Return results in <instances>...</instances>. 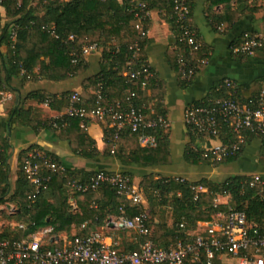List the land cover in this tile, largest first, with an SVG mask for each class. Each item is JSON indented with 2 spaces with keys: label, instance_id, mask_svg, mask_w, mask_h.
Masks as SVG:
<instances>
[{
  "label": "trees",
  "instance_id": "obj_1",
  "mask_svg": "<svg viewBox=\"0 0 264 264\" xmlns=\"http://www.w3.org/2000/svg\"><path fill=\"white\" fill-rule=\"evenodd\" d=\"M131 1H1L0 6L6 10L7 22L3 23L4 19L0 13V91L16 92L11 83L17 78H22V83L38 81L62 82L83 75L88 69L85 59L79 57L78 63L74 65L72 64V54L81 56L82 49L85 46L96 44L102 50L101 73L84 81L83 92L80 94L82 101L85 102L86 106L90 107L95 101V96L90 92V89L95 91L98 85H102L109 103H116L118 101L125 103L131 93H136V106L143 107L141 100L147 97V93L142 88L143 80L130 82L123 75L124 71L127 70V63L133 55L132 51H130V46L139 40L134 28V15L130 12ZM233 1L243 3L245 0L211 1V7L220 3L227 4L225 16L216 20L217 25L223 23L233 24L240 20V13L231 12V7H229ZM185 2L193 11L196 0H185ZM158 3L159 0H149V9L152 11L160 9L157 6ZM173 5L174 0H168V3L163 6L168 7L170 10ZM208 15H210L209 10ZM169 20L174 32L172 43L174 46H177L178 31L172 19ZM51 29L55 31L60 39L51 36ZM70 36L77 37L76 41L68 42ZM113 40L116 41L117 45L112 43ZM148 43V39L140 41L143 50ZM3 48H6L7 51L4 52ZM180 52L187 54L188 49L184 46H177L176 50L168 52L167 55L170 64L181 79L182 88L186 89L192 85L196 76L190 80L183 78L177 66L178 54ZM194 57H207L205 47L196 53ZM144 60L142 57L141 61L144 62ZM38 68L39 71H37ZM148 85L151 86L153 94H157L160 98L164 97L165 86L157 81L155 77L148 81ZM260 85L261 82H253L238 86V101L246 102L248 99L258 95L262 90L260 89ZM73 94L72 92H67L57 96L43 92H34L27 95L22 102L33 101L38 105L48 103L51 110L63 112L69 107L70 98ZM117 96L119 98L116 99ZM160 113L163 114L164 112ZM80 123V119H68L65 117L42 120L36 108L23 105L15 107L10 111L8 131L13 130L18 125L30 127L36 133L41 130L52 131L59 134L60 137L69 140L74 153L88 159H95L100 154L94 147L95 143L84 135L83 130L80 128ZM103 128L106 142V156L114 157L123 163L140 164L145 167L164 166L172 163L169 137L164 134L165 131L158 130L155 133L158 138L159 147L154 150H146L139 145L137 136L128 130L121 135L117 149L112 153L113 144L109 140L111 131H108L105 126ZM228 138L224 139L225 142L235 140L232 139L231 135H228ZM247 138L246 146L259 138L262 139L264 144V137L247 136ZM35 148L38 147L32 146L20 153L17 181L12 198L17 200L22 206V213L19 215L20 219H22L25 225H33L32 231L36 232L39 229L47 227L54 229V233L45 241L43 250L60 248L55 246L53 241L59 233L69 231L72 227L81 228L88 221L93 222L95 225H106V221L111 216L121 217L122 213L120 209L123 206L125 210L124 216L127 218H133L147 211L144 205L134 206L126 197L119 196L116 190L109 185H103L95 193L77 194L79 197H85V200L78 204L77 210L74 209V207L64 201L63 189L74 179L85 180L95 172L82 173L69 170H66L64 174L54 175L49 190L42 193L37 201L32 204L29 196L33 190L26 179L23 165L27 153ZM11 151L12 146L8 139L0 134V204H3L10 195L9 161L12 156ZM240 156L228 159L222 164L235 162ZM54 157L60 161L56 156ZM186 160L194 165L206 164L211 166V163L203 160L192 149L188 150ZM248 179L245 176L234 175L222 183H214L207 179L194 182V184L203 185L209 189L207 194L200 196L197 203L193 201V193L190 190L189 182L181 184L170 178L155 180L153 176H149L143 180L141 188L144 189L150 213L153 215H156L155 212L158 208L174 209L178 214V225L175 227L177 231L178 226L184 219L188 223L187 230L192 231L196 229L198 222L211 221L212 215L217 211L226 212L227 207H221L218 210L213 208L214 194L224 192L230 195V206L232 208L244 212L249 224L257 225L263 230L264 200L259 196L258 188L250 189L247 187L246 182ZM96 193H101V199L94 200L93 196ZM50 198L56 200L54 205L49 203L48 200ZM88 233L82 231L77 236H84ZM176 236L180 237V234ZM23 237L24 232L19 229L13 237L7 234V232L0 235L1 240L9 241H19ZM176 238L175 232L167 233L164 224L155 227L151 240L157 244L158 241L164 239L165 243L157 246L161 249H167L175 242ZM138 248L139 244L137 243L136 247L129 248L127 251ZM215 264H219V262L216 261Z\"/></svg>",
  "mask_w": 264,
  "mask_h": 264
},
{
  "label": "built area",
  "instance_id": "obj_2",
  "mask_svg": "<svg viewBox=\"0 0 264 264\" xmlns=\"http://www.w3.org/2000/svg\"><path fill=\"white\" fill-rule=\"evenodd\" d=\"M148 2L149 0L131 1L130 12L134 15V28L139 40L130 46L133 55L123 73L130 82L142 79V88L147 87L148 81L155 77L150 65L141 61L143 49L140 41L149 37L148 23L152 14ZM191 17L192 10L185 0H174L170 19L178 31L177 46L188 49L187 54H178L177 66L183 78L188 80L208 64V58L194 57L204 44L191 24ZM50 31L52 37L60 39L53 29ZM76 38L70 36L68 42H75ZM99 50L96 44L85 46L81 56L72 54V64H77L79 57L84 58ZM262 50L264 35L248 34L240 45L233 48V53L242 58H251ZM216 92L219 96L191 105L184 113L185 126L196 138L192 151L212 166L241 155L246 147L247 136L264 137V87L258 95L246 102L238 101L237 85L230 80H225L223 87ZM94 96L95 101L89 107L82 101L79 93H74L62 117L80 119L84 129L91 121L102 123L111 131L109 140L113 144L112 153L117 149L121 135L128 130L137 136L141 148L154 150L159 147L155 133L171 128L166 115L148 113L145 107H137L136 93H131L125 103H109L103 86L98 85ZM9 98L0 92V103ZM45 106L49 107V104L46 103ZM228 135L235 140L225 142L224 139H229ZM23 170L33 190L29 196L32 204L49 190L54 175L64 174L66 171L53 154L39 148L27 153ZM248 178L247 187L258 188L259 196L264 200V177L254 175ZM173 180L181 184L187 182L181 178ZM189 184L196 203L201 195L209 192L203 185ZM103 185L111 186L119 196L126 197L134 206L145 203L143 193L124 174L99 171L85 180L74 179L66 187L75 194H88L97 192ZM228 197L230 195L226 192L214 194L213 208L218 210L227 207V211H217L213 220L206 223L198 234L193 235L187 230L188 223L184 219L178 226L180 237L167 249L159 248L151 240L155 230L148 212L127 218L124 216V206L120 209L122 216L115 226L136 236L139 244L136 250L119 251L115 244L107 243L108 237L103 231L74 236L63 247L43 250L44 239L53 234L54 229L47 227L34 232L33 225L20 224L18 229L24 232L23 239H0V264H215L222 257H227L236 264H264V229L249 224L244 212L230 206L231 201L224 203L223 199ZM109 225L110 222L105 227ZM86 228V224H83L82 229L85 231Z\"/></svg>",
  "mask_w": 264,
  "mask_h": 264
},
{
  "label": "crops",
  "instance_id": "obj_3",
  "mask_svg": "<svg viewBox=\"0 0 264 264\" xmlns=\"http://www.w3.org/2000/svg\"><path fill=\"white\" fill-rule=\"evenodd\" d=\"M17 1L21 2L22 0ZM60 1L70 2L71 0ZM211 1L196 0L192 11L191 24L204 44L208 64L198 72L192 85L186 89L182 88L181 79L170 64L167 55L168 52L174 51L176 47L172 43L174 32L169 22L172 9L169 10L168 7H164L168 0H159L157 6L160 9L151 10L149 43L144 48L142 57L154 71L157 81L164 84L165 94L162 98L158 97L157 94L152 93L151 86L148 85L143 88L147 93V97L141 100V104L149 113L166 115L171 122V128L164 132L169 137L170 156L172 159L170 165L145 167L140 164L123 163L114 157L106 156L104 125L93 121L89 122L85 129L82 128L80 123V128L83 130L84 135L95 143L94 147L100 154L95 159H88L74 153L70 141L52 131L41 130L36 133L32 128L22 125H18L13 130L8 131L10 111L23 105L36 108L42 120L61 118L65 111L56 112L46 107L45 104L38 105L33 101L24 103L22 100L34 92L57 96L67 92L81 94L84 81L101 73L102 50L84 57L88 69L83 75L62 82L38 81L22 83V78H17L11 83L16 92L0 91L10 97L7 101L0 103V134L6 137L12 146V156L9 161V184L11 185V190L7 200L0 204V235L7 232L13 237L18 232V225L24 224L19 216L22 213V206L17 200L12 198V195L17 181L20 153L32 146H37L39 149L56 156L67 171H79L82 173L107 171L130 176L134 185L144 195V206L151 218V224L152 220L154 222L152 224L154 230L156 226L165 224L167 233L175 232V238L177 237L176 235H179V232L175 229L178 225V214L172 208H169L171 210L170 216L160 213L163 208H159L160 210L155 212L156 215L150 213L144 189L141 188V183L146 177L153 176L155 180L181 178L189 183L199 182L203 179L214 183H222L234 175L245 177L261 175L264 177V162L262 161L264 158V144L260 138L249 143L239 159L232 163L209 166L206 164L194 165L186 160L188 150L196 142V138L189 132L184 123V113L189 106L207 101L212 96H219L216 90L223 87L225 80L234 82L237 85V89L238 86L253 82H261L260 89L264 87V51L257 52L251 58H242L233 53V48L240 45L246 35H264V0H245L243 3L231 2L229 6L231 7V12H239L241 18L233 24L223 23L221 25H217L216 20L225 16L227 4L220 3L211 7ZM208 10L210 15H208ZM0 13L5 24L7 22L6 10L1 6ZM209 17L212 21L209 20ZM112 43L117 45L115 40ZM3 49L4 52L7 51L6 48ZM37 71H39V68ZM90 92L94 94L91 89ZM117 98L119 97L117 96ZM160 112L164 113L161 114ZM62 194L64 201L76 210L78 209V204L85 200V197H79L68 187L63 189ZM93 197L94 200H98L102 196L101 193H96ZM48 201L53 205L56 203L54 198H50ZM230 201V197L223 199L224 203H229ZM13 210L15 212H12ZM214 217L215 214L212 215V220ZM117 220L116 216H111L106 221V225L110 222L108 227H105L106 225H95L91 221L85 222L87 227L85 231L87 233L103 231L108 237L107 243L115 244L121 252L136 247L138 243L136 236L132 232L115 226ZM208 222H198L196 229L190 231L191 234H198ZM82 231H84L82 227H72L69 231L59 233L53 244L57 247H63L67 241ZM46 240L44 239V241ZM163 243H165L164 239L158 241L156 245ZM218 262L219 264H236L227 257H222Z\"/></svg>",
  "mask_w": 264,
  "mask_h": 264
},
{
  "label": "rangeland",
  "instance_id": "obj_4",
  "mask_svg": "<svg viewBox=\"0 0 264 264\" xmlns=\"http://www.w3.org/2000/svg\"><path fill=\"white\" fill-rule=\"evenodd\" d=\"M262 161L264 162V158L262 159ZM158 210H160L159 208L157 209V211ZM160 213H164L165 214V216L167 215V216H170V214H171V210H169V208H163V209H161L160 210ZM169 214V215H168ZM165 219V218H164ZM154 222H153V220H152V224H153Z\"/></svg>",
  "mask_w": 264,
  "mask_h": 264
}]
</instances>
